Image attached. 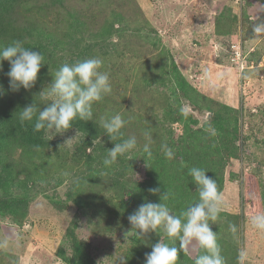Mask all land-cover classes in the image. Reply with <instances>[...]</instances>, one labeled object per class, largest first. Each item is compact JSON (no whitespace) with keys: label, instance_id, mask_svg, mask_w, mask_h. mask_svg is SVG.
<instances>
[{"label":"rangeland","instance_id":"obj_1","mask_svg":"<svg viewBox=\"0 0 264 264\" xmlns=\"http://www.w3.org/2000/svg\"><path fill=\"white\" fill-rule=\"evenodd\" d=\"M6 19L9 24L0 22L8 36L4 40L0 28V45L21 40L47 53L30 90L9 89L10 65L3 61L2 107L13 111L33 103L51 74L65 62L81 60L80 52L88 47L86 59L102 58L112 84L111 95L94 104L93 121L120 113L128 123L123 137L97 140L93 147L83 144L75 128L45 132L46 144L32 147L6 133L0 174L11 181L0 187V200L24 195L28 203L25 215L20 209L11 214L1 208L0 243L7 241V246L0 247V264H69L61 255L70 253L69 228L86 243L95 264H120L122 258L124 264H145V254L160 239L179 247V240L171 242L162 230L137 236L128 216L145 199L154 202L156 195L148 191L151 176L163 191L174 194L167 202L174 213L178 198L170 174L179 172L178 159L163 154L157 162L156 154L165 139L176 141L183 135L184 125L199 128L209 147H221L208 131L217 112L230 126L237 116L240 135L233 147L240 158L223 157V216L211 228L227 264H236L234 257L242 249L248 253L246 264H264V232L251 224L252 216L264 212V66L257 65L264 55V0H20ZM115 19L119 36L110 24ZM48 33L58 40L54 48ZM41 42L44 50L39 49ZM104 45L107 51L99 47ZM241 53L251 61L243 70ZM172 63L191 89L179 91ZM174 115L182 121H172ZM148 129L155 139L151 158L142 151ZM132 135L137 149L105 166L107 150ZM230 223L237 226L235 234ZM199 253L193 241L177 264H194Z\"/></svg>","mask_w":264,"mask_h":264},{"label":"clouds","instance_id":"obj_2","mask_svg":"<svg viewBox=\"0 0 264 264\" xmlns=\"http://www.w3.org/2000/svg\"><path fill=\"white\" fill-rule=\"evenodd\" d=\"M3 61H8L10 65L6 75L12 92H18L21 88L30 90L34 87L38 73L45 64L42 52L26 48L21 40L0 45V72H3ZM103 65L104 61L100 57L61 64L55 73L51 74V82L39 92L44 107H38L34 101L26 105L19 112L21 124L35 121V131L44 130L46 133L61 134L73 128V122L77 119L93 121L94 104L102 102L112 93L110 74L102 70ZM4 94L5 89L0 85V96ZM127 123L120 113L99 118V126L111 141L124 136L122 129ZM208 131L211 135H216V130L211 124L208 125ZM143 139L142 151L151 158L155 139L150 129L143 132ZM137 147L138 139L135 135L120 140L114 143L113 148L107 150L103 164L110 166L116 163L119 157H125ZM161 149L168 160L174 159L175 153L167 144H162ZM206 173L207 171L200 167L193 166L188 169V175L197 186L198 201L190 204L179 215L174 214L167 203L174 198V194L170 190L161 193V189L157 187L148 191L153 195L160 194V202L145 199V202L128 216L132 229L136 230L139 237L143 238L149 233H158L162 230L169 239L179 240V247L170 245L162 239L151 245V252L145 254V264H177L180 253H187L193 241L200 249L194 264H227L218 242V234L211 228V224L219 218L224 196L218 190L216 179ZM251 224L255 229L264 232V212L252 216ZM229 229L233 234L237 232L235 224L230 223ZM6 246L7 241L0 243V247ZM124 259L119 261L120 264H124ZM247 259V251L240 250L237 264H246Z\"/></svg>","mask_w":264,"mask_h":264},{"label":"trees","instance_id":"obj_3","mask_svg":"<svg viewBox=\"0 0 264 264\" xmlns=\"http://www.w3.org/2000/svg\"><path fill=\"white\" fill-rule=\"evenodd\" d=\"M20 0H0V21L2 19H6L7 12L9 9L12 8V5H16ZM82 17V24L85 22L83 15ZM116 19L110 23L112 30H114V35L119 36V26L115 27ZM119 22V21H117ZM1 30L3 32L2 37L4 40H6V37L8 36V29L4 28L3 22H0ZM9 24V21H8ZM110 36V34H109ZM48 37L51 40V45L53 48L54 46L58 45V40L55 38L53 33H48ZM52 37H54L55 40H52ZM105 40L101 39L100 41ZM42 43V42H41ZM26 48H32V45H24ZM39 49H43V43L41 45H38ZM102 47L104 50H106V46H99ZM44 50V49H43ZM84 51H89V48L86 47L83 49ZM34 51V50H33ZM38 52V50H36ZM80 52V57L82 59H86V52ZM107 51V50H106ZM46 51L44 50V57H46ZM45 62V58H44ZM175 70L174 76L178 78L177 84L179 86V91L184 92L183 90L191 86L186 82V80L181 76L179 71H177V68L174 63H172L171 66ZM192 88V87H191ZM190 88V89H191ZM40 97H36L33 101L37 104L38 107L42 108L44 107V103L40 100ZM7 102H10L11 104L15 103L13 102L12 98H8ZM6 103V101H5ZM41 103V104H40ZM9 104V105H11ZM16 105V104H15ZM7 105H4V107L0 104V126L3 125L6 130H1L0 128V148L5 144V137L6 133H12L16 134L20 137V140L24 142L27 146H38V145H45L46 144V137H45V131L41 130L39 132L34 130V122H25L21 124L19 121V112L21 109H19V106L16 107L15 110L11 111L9 110ZM234 110V109H231ZM175 116V115H174ZM172 121H182V117L175 116L171 117ZM195 122V121H193ZM211 122V123H210ZM229 121L224 119V116L217 112V114L211 115L210 117V124H213L215 126L216 130V137L214 139L221 142V147H218L217 144H213V146L209 147V143H207L208 139L204 136L203 132L199 128H192L188 125H184L183 127V135L179 138L174 140L165 139L164 142L173 149L175 156L178 159L177 169L178 173L175 172L173 174H170L171 177V184L175 185L174 188L177 189V198H178V204L176 205V209L174 210V214L179 215L180 212L184 209H186L190 204L195 203L198 201V192L196 191V185L192 181V178L188 175V169L195 166L203 168L207 171L206 175L211 176L216 179L218 190L221 191L223 188V170L225 167V159L223 157L225 156H231L235 158H240L237 156L238 151L234 149L233 145L236 144L237 140L239 139L238 135H240V126L238 125V118L237 116L234 117V122L231 124L228 123ZM223 123L227 125V128H224ZM73 128L81 132L82 134V140L84 145H90L93 147V144L96 143L97 140H109L108 136L104 134V130L99 126V123L95 121H81L77 119L73 122ZM9 130V131H7ZM187 138L191 139L190 141L186 142V145H183L184 142L187 140ZM221 138L224 139L221 140ZM99 146V144L97 145ZM101 148V144H100ZM162 152V151H161ZM158 153L157 155V162L160 158L163 157L164 153ZM226 154V155H225ZM225 155V156H224ZM118 174H116V180L118 179ZM151 174V173H149ZM174 175V176H173ZM11 181L10 177L3 176L0 174V187L5 188L7 184ZM149 182L153 188L159 187L161 189V193L163 192V187H161L154 177H150ZM185 184L188 185L185 186ZM166 186V184H164ZM182 186V188H181ZM181 188V190H179ZM132 195L135 193L132 192ZM159 195H156V198L154 200L155 203H159ZM27 203L28 198L27 196H10L9 199H1L0 200V212L1 208H5V213H14L16 210L20 209L22 212V215H25L26 209H27ZM132 214V213H131ZM130 214V215H131ZM221 213L220 211V214ZM68 242H69V248L70 253L68 256L65 255V253L61 252L62 258L65 262L69 264H95L93 259L88 253L86 243L79 239L74 232L73 228L68 229ZM173 240L171 239V242ZM234 260H237V255H235ZM237 264V262H236Z\"/></svg>","mask_w":264,"mask_h":264},{"label":"built area","instance_id":"obj_4","mask_svg":"<svg viewBox=\"0 0 264 264\" xmlns=\"http://www.w3.org/2000/svg\"><path fill=\"white\" fill-rule=\"evenodd\" d=\"M240 59V68L241 70L248 68V65L250 64L251 61L247 59V57L244 56L243 53H241L239 56ZM257 65L260 64L261 66H264V55L259 59Z\"/></svg>","mask_w":264,"mask_h":264},{"label":"crops","instance_id":"obj_5","mask_svg":"<svg viewBox=\"0 0 264 264\" xmlns=\"http://www.w3.org/2000/svg\"><path fill=\"white\" fill-rule=\"evenodd\" d=\"M253 245V244H252Z\"/></svg>","mask_w":264,"mask_h":264}]
</instances>
